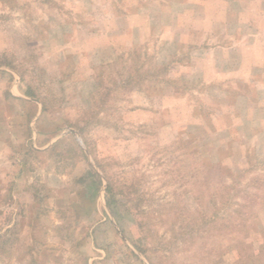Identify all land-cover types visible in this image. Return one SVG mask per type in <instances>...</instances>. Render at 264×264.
Returning <instances> with one entry per match:
<instances>
[{
  "label": "rangeland",
  "instance_id": "374dc122",
  "mask_svg": "<svg viewBox=\"0 0 264 264\" xmlns=\"http://www.w3.org/2000/svg\"><path fill=\"white\" fill-rule=\"evenodd\" d=\"M0 264H264V0H0Z\"/></svg>",
  "mask_w": 264,
  "mask_h": 264
},
{
  "label": "trees",
  "instance_id": "16d2710c",
  "mask_svg": "<svg viewBox=\"0 0 264 264\" xmlns=\"http://www.w3.org/2000/svg\"><path fill=\"white\" fill-rule=\"evenodd\" d=\"M95 176H98V174L95 173ZM106 193L110 194L112 196V188H111L110 184L107 185ZM108 205H110L109 201H108ZM244 206H246V205H244ZM254 213H255L254 210H249L248 212L242 213V216L239 219L240 220V224H242V222H245V223L249 222L250 219H253Z\"/></svg>",
  "mask_w": 264,
  "mask_h": 264
},
{
  "label": "water",
  "instance_id": "95a60500",
  "mask_svg": "<svg viewBox=\"0 0 264 264\" xmlns=\"http://www.w3.org/2000/svg\"><path fill=\"white\" fill-rule=\"evenodd\" d=\"M72 133L76 134L74 131H72Z\"/></svg>",
  "mask_w": 264,
  "mask_h": 264
}]
</instances>
